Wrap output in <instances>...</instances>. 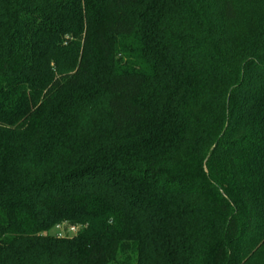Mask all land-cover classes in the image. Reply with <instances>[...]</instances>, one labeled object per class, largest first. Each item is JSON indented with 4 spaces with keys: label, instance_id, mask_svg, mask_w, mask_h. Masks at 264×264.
Listing matches in <instances>:
<instances>
[{
    "label": "trees",
    "instance_id": "trees-1",
    "mask_svg": "<svg viewBox=\"0 0 264 264\" xmlns=\"http://www.w3.org/2000/svg\"><path fill=\"white\" fill-rule=\"evenodd\" d=\"M253 6L0 0V264H264Z\"/></svg>",
    "mask_w": 264,
    "mask_h": 264
},
{
    "label": "rangeland",
    "instance_id": "rangeland-1",
    "mask_svg": "<svg viewBox=\"0 0 264 264\" xmlns=\"http://www.w3.org/2000/svg\"><path fill=\"white\" fill-rule=\"evenodd\" d=\"M236 6L238 7V9L241 12V15L243 17L247 16L248 12H247V7L254 4V6H261L262 4H264V0H234ZM253 1V2H252ZM253 6V7H254ZM255 8V7H254ZM60 226H63V230H65V224L61 223L59 224ZM59 232V229L54 226L53 228H51L46 234L48 236H57L56 234ZM65 232V231H64ZM68 234V233H67Z\"/></svg>",
    "mask_w": 264,
    "mask_h": 264
},
{
    "label": "built area",
    "instance_id": "built-area-1",
    "mask_svg": "<svg viewBox=\"0 0 264 264\" xmlns=\"http://www.w3.org/2000/svg\"><path fill=\"white\" fill-rule=\"evenodd\" d=\"M56 227L59 229V232L56 234L57 237H64L66 235L71 236V235L75 234L78 230V227H75V226L68 227L65 230H63V226L56 225Z\"/></svg>",
    "mask_w": 264,
    "mask_h": 264
}]
</instances>
